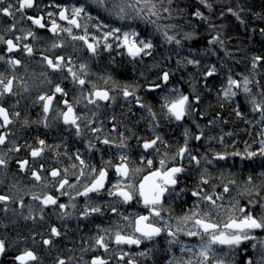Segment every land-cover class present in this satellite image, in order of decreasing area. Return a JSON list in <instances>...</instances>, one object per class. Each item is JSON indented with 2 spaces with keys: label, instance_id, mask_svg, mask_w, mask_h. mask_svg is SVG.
Segmentation results:
<instances>
[{
  "label": "flooded vegetation",
  "instance_id": "1",
  "mask_svg": "<svg viewBox=\"0 0 264 264\" xmlns=\"http://www.w3.org/2000/svg\"><path fill=\"white\" fill-rule=\"evenodd\" d=\"M11 0H5V5ZM40 7L35 10H28L27 15H46L47 12H59L54 5L60 4L68 7L80 6L75 0H38ZM86 12L92 17L89 9ZM57 22L63 26L67 25L66 21ZM47 19V17H46ZM14 21L9 17L0 14V35L5 39L16 36H23L31 28L37 33L38 39L33 40L29 37L21 41V46L25 43L30 44L34 53L31 57L27 56L22 50L12 53L11 56L21 60V65L13 69L7 63L0 61V73L4 77L13 81V91L15 95H5L0 99V105L9 111L12 124L5 128H0V134H6L7 140L4 145H0V156L8 161L7 167H0V195H10L13 197L7 205L0 202V238L7 242V251L0 255V264H17L15 256L19 255L24 249H32L39 256V264H57L58 259H65L68 264H88V262L97 255H102L109 259V264H127L128 260H134L138 264H151L153 260L158 259L167 253H162L161 248L168 250L167 245L171 237L166 233L154 238L152 241H144L139 247L137 246H116L110 243L109 251L105 253L103 249L94 246V238L100 233L101 229L116 230L117 225L124 226L123 230L131 232L127 227L128 221L123 216L130 219L135 218L138 214L147 215L142 203L135 200L129 204L119 203L118 197L108 196L107 191L101 193H90L89 197L78 196L77 192H82L84 187L91 183L94 178L90 174L89 168L80 165L76 159L77 154L81 159L86 161L89 166L97 169L107 167L109 171V180L112 183L117 181L118 176L115 169L110 167L107 162L111 161L112 165L120 163V155L126 153L128 156L130 168H140L141 171L136 173L132 179L138 183L145 175H148L154 168L159 167V160L168 161V166L182 164L186 171L180 175L177 191L183 189L179 196L173 194L165 199L164 211L162 216L164 220L172 225L181 222V218L186 214H191L190 209L197 203L200 205V211L210 208L211 205L206 201H199L197 197L191 195L192 191L202 190V194L216 195L225 194L231 197V190L239 194V183L235 185L227 182L223 176L219 175L218 162L225 163L229 171L230 180L234 179V174L238 172V165L244 163L248 167L244 168L243 184L245 177H252L255 171L259 173V166L264 163V156L259 155L260 141L264 140L263 119L259 112L246 109L242 117H238L232 110L227 115L230 124L226 126L223 139L218 138L221 134L216 126L217 114L212 111L202 110L199 108V100L191 104V110L182 121L176 123L165 121L161 125L157 121L158 111L153 109L154 99L150 92H157L161 96L162 86L160 89L150 91L152 85L147 80L141 82L134 73L136 66L133 60L121 59L122 48L113 45L114 50H106L104 41L101 40L97 53H91L82 41H74L67 33H60L59 36H53L50 32L38 29L30 21L24 19L17 24L14 33L7 32V29ZM81 25H87L88 33L95 35L100 39V29L96 27L100 22L96 18H81ZM23 29V31H20ZM74 34L83 35V27L73 29ZM63 43L64 47L52 49V43ZM63 55L70 59L68 65L74 71L79 72L81 65H86L84 73H80V78L85 79L84 86L74 82L72 76L65 70L63 73H53L43 62V56L47 55L52 58L54 55ZM0 55L6 59L9 54L6 51V45L0 43ZM125 55V52H124ZM139 63V62H138ZM47 73V76L43 75ZM86 73V75H85ZM66 77V78H64ZM253 78V77H252ZM51 80L49 84L47 81ZM107 81V83H106ZM140 81V82H138ZM253 82V79H252ZM156 83H159L157 81ZM60 84L68 93L66 97L56 94L53 101V109L44 113L42 101L38 100L40 95L52 94L54 86ZM131 86L130 90L135 91V96L125 98L123 89L125 86ZM166 85V84H165ZM252 84L250 83L248 87ZM93 86L99 90L109 91V101L97 100L95 104H89L88 98L95 99L91 96ZM254 86V84H253ZM168 88V87H167ZM166 89V88H165ZM138 98V99H137ZM68 100L73 105L77 115L83 117L78 121L80 124V135L76 134V128L72 125H65L59 112L66 110L63 100ZM79 101V103H77ZM143 104L145 107H141ZM151 108L155 113V118L148 112ZM19 113V116L14 115ZM47 117V119H45ZM166 118V117H164ZM163 118V119H164ZM168 118H170L168 116ZM162 119V120H163ZM27 121V124H25ZM47 124V127L45 125ZM97 129V131H93ZM188 131V137H185V131ZM203 136L200 140L193 137ZM160 136L164 143H158L160 149L158 153L144 152L140 144L146 139ZM45 141V150L40 157L33 158L30 153L34 148L41 147L39 140ZM104 139H109L111 143L105 145ZM190 154L200 160L196 165L194 161L190 162L189 154L181 160L171 159L178 149L185 144ZM121 140L127 145L126 148H117L115 145L121 143ZM219 140V141H218ZM92 145L94 147H89ZM19 149L16 151L15 149ZM257 152V156L252 158H242L245 150ZM241 153V156L232 155ZM217 154L226 156V159L218 160ZM141 156H147L154 161L153 168H149L146 163L141 162ZM28 161L26 168L21 169L18 161ZM211 160V163L208 161ZM76 167L73 168L72 165ZM84 169V175H80V169ZM57 169L61 176L53 178L50 175L51 170ZM67 169V173H65ZM207 169V171H205ZM32 171H38L41 180L37 181L32 176ZM67 177L74 188L65 186L63 190L59 189V180ZM204 176L209 182L201 183L200 177ZM218 180L222 186H217ZM228 184L229 191L224 192V185ZM110 187V185H106ZM219 189V190H218ZM61 191L66 192L62 195ZM33 195H53L58 197V203H63L67 207L63 210L56 206H44L39 200H34ZM223 200V199H222ZM219 200V201H222ZM21 201L23 207H21ZM218 202V201H217ZM75 204L73 208L71 205ZM247 204V201H246ZM100 206L102 214H92L87 218L83 217L82 212L85 207ZM111 207H116L117 212H112ZM7 207L8 211L2 209ZM245 207H248L245 206ZM67 212L70 215L61 218V215ZM33 219H25L29 216ZM41 215L43 219H41ZM215 218V215H214ZM192 224L188 221L183 226L188 228ZM55 226L61 232L59 237H52L51 246L44 245L42 241L50 237L49 229ZM175 230V228H173ZM183 233L178 234V239L185 242ZM195 238L193 241H199ZM122 249L128 255L124 260L119 259V250ZM140 252H146V256H140Z\"/></svg>",
  "mask_w": 264,
  "mask_h": 264
},
{
  "label": "snow or ice",
  "instance_id": "2",
  "mask_svg": "<svg viewBox=\"0 0 264 264\" xmlns=\"http://www.w3.org/2000/svg\"><path fill=\"white\" fill-rule=\"evenodd\" d=\"M90 3L96 5L99 9L104 11L110 16H113L115 19L120 21L140 19L145 23L150 24L154 27V30L160 33L166 43L172 44L175 43L177 46H182V40L177 39L176 35H169L170 31L176 30L179 25L177 24H161L159 23L163 19H173L181 18L183 10L180 8L173 9L172 5L174 0H166L168 6L165 5V0H159V6L155 0H90ZM199 4L208 10L212 9V4L209 3V0H199ZM5 0H0V14L5 17H9L14 22L7 28L5 31L14 33L17 29V24L21 20H28L38 29L46 30L50 32L53 36H59L60 33H67L74 41H82L86 45L87 49L93 53H97V49L100 46L101 40L104 41V48L111 51L113 44L117 48H122L125 50L126 54L132 59L143 58L146 56H151L153 54V49L155 47L152 39L148 37H142L138 31L135 29L124 30L120 27H111L108 24L100 23L96 25L98 29L107 28V31H104L102 37L97 39L95 35L91 36L87 30V25H81L80 20L83 17L92 19L90 15L86 12V7L84 4L80 6H72L70 9L68 7L62 6L60 4H55L54 6L59 9V12H47L46 15L37 14L27 15L28 10H35L40 7L38 0H11L6 6ZM233 15H236L239 18V14L235 12L232 8L228 9ZM166 13L167 16L163 14ZM175 13V16H174ZM189 15L200 21L208 22L209 17L204 14L200 7L195 8L189 13ZM223 15V13H221ZM47 17V19H46ZM58 17L59 21H66L67 25L63 26L57 22ZM83 27V35L74 34L73 29H80ZM23 31V29H20ZM264 31V30H262ZM194 36L193 32L183 33V40H190ZM31 37L33 40L38 39L37 33L31 28L23 36L14 35L13 38L5 39L3 35H0V43L6 45V51L9 54L8 58L4 55H0V61H3L10 65L13 69L21 65V60L11 56L12 53L23 51L27 56L31 57L34 53V49L30 44H23L21 46L22 40H27ZM209 43H220L223 44V41L219 36L214 37ZM52 49L64 47L63 43H52ZM187 64L199 66L200 60L194 58H184ZM43 62L46 63L47 68L50 69L53 73H63L65 70L72 76L74 82L78 83L81 86H84L86 81L85 79L80 78V73H84L86 65L80 66V71H74L73 68L68 65L71 63L70 59H66L63 55H54L52 58H49L47 55L43 56ZM258 62H264V57H254L253 58V68L257 66ZM216 72V68L213 65L205 73V77L213 76ZM47 76V73H43ZM86 75V73H85ZM171 73L168 71H163L159 80L160 83H153L150 85L149 90L155 91L160 89L164 84H167L170 80ZM15 76L11 79L4 77L3 73H0V99H2L6 94L15 95L13 91V81ZM66 78V77H64ZM49 84L52 81L49 79L47 81ZM107 83V81H106ZM252 83L249 77L245 76L242 81H237L231 76L228 77L227 86L225 87L223 94L225 98L235 97L238 93L233 89H241L245 94L251 93V88L248 85ZM131 86H125L123 89V96L125 98L129 96H135V91L130 90ZM93 91L90 94L94 96L95 99L88 98L89 104H95L97 100L100 101H109L112 99L107 90H99L93 86ZM175 98L169 99L168 96L163 97L162 107L166 109L167 115L170 118H174L176 121H182L185 116H187L191 110V104L189 97L187 95L180 94L178 90ZM56 94H60L61 97H66L68 93L60 84L54 86L52 94H44L38 97L39 101H42V109L46 114L53 109V101L56 99ZM261 99L257 101L255 96H252L250 103L252 104V110L259 112L261 118L264 119V91L260 93ZM138 99V98H137ZM199 98L197 97V100ZM63 104L66 107V110L59 112V115L63 118L65 125H72L76 128V134L80 135V124L78 121L82 120L83 117L77 115L73 105L68 102V100H63ZM79 103V101H77ZM141 107H145L143 104ZM148 112L155 118V113H152L151 108H148ZM239 116L241 113L236 112ZM14 115L19 116V113ZM47 119V117H45ZM13 121L10 119L9 111L7 108L0 105V128H5L7 125L12 124ZM27 124V121H25ZM47 127V124L45 125ZM97 131V129H93ZM185 137H188L189 133L186 130L184 133ZM203 136V132L200 135H196L193 138L200 140ZM7 140L6 134H0V145H4ZM103 143L109 145L111 141L109 139H104ZM158 143H164L160 136L155 138L146 139L140 144V147L144 152L158 153L160 149L157 147ZM39 145L41 147L34 148L31 150L30 155L33 158L40 157L45 150V141L43 139L39 140ZM117 148L124 149L127 145L121 140V143L115 145ZM89 147H94L89 145ZM19 151V149H15ZM185 154L188 155L190 162L194 161L196 165L200 164V160L190 154V150L187 146V139L185 140L184 146L180 147L176 154L171 157L173 161L177 158L181 160L185 157ZM255 151L245 150V154L242 158H252L257 156ZM232 155L241 156V153H233ZM259 155L264 156V140L260 141ZM218 160L226 159V156L217 154L215 157ZM76 159L79 160L80 165H84L89 168L90 174L93 175V179L90 184L86 185L82 192H77L78 196L89 197L90 193H101L102 191H107L108 196L118 197L119 203L129 204L134 200L137 203H142L143 207L147 209L148 214H138L135 218L130 219L128 216H123V219L128 221L127 227L131 229V232H126L123 230L124 226L117 225L116 230L113 232L111 229H101L100 233L97 234L94 238V246L99 249H103L105 253L109 251H116L110 249L109 244H115L116 246H137L139 247L144 241H152L154 238L161 236L162 233H166L167 236L171 237L168 241L169 245L181 244V241L178 239V234L183 233L189 237L196 236L199 237L201 243L199 247L193 251L192 247L181 246V251H187L191 253L192 256L189 257L187 261H177L170 260L169 264H194L192 257H195V264H231V257L234 256L235 250L238 249L242 244L248 241H254L252 248L256 250L259 247V258L256 261H253L251 258L247 261V264H264V238H259L255 233L257 230L264 231V212L259 214L255 213L252 209L259 205L264 209V203L260 201L249 200L250 207H242L238 205V202L232 204L231 207H227L223 204H217V201L222 200V195H216L215 199L213 195H208L206 193L202 194V190L192 191L191 195L197 197L199 201H206L211 205L210 208H207L203 211H200L199 203L195 204L192 209H190V215L186 214L181 218V222L175 226L168 223L164 220L162 216V211H164L165 199L171 197L173 194L176 196L180 195V192L183 189L177 191V185L179 183V178L182 173L186 171L185 167L182 164H175L174 166L169 167L168 161L165 159L159 160V167L154 168L148 175H145L138 183H135L132 177L141 171L140 168H130L128 156L126 153H122L119 157L120 163L112 165L111 161L107 162L110 167L115 169V173L118 178L115 183H112L109 180V171L107 167H102L100 169L95 168L94 166H89L86 164L84 159L80 158V155L77 154ZM141 162L146 163L149 168H153L154 161L152 158L147 156H141ZM212 161L209 160L208 163ZM21 169H24L28 165V161H18ZM8 161L4 159L3 156H0V167H7ZM73 168L76 167L75 164L72 165ZM67 173V169L64 170ZM207 171V169H205ZM84 169H80V175L83 176ZM50 175L53 178L61 176V173L57 169H53L50 172ZM32 176L40 181L41 175L38 171H32ZM201 183L208 184V180L204 178L203 175L200 177ZM252 177H248L247 183L252 184ZM59 189L63 190L65 186L69 188H74L75 185L70 184L66 175L65 177L59 180ZM235 180H230L229 184H235ZM110 185V187H106ZM228 184L224 185V192H228ZM62 195H66V192L61 191ZM256 195H259L257 192ZM34 200H39L40 203L44 206H56L59 209L63 210L67 206L63 203H58V197L53 195H44L43 197L39 195H33ZM13 199L12 196L4 194L0 195V202L7 205L9 201ZM73 208L75 204L71 205ZM21 207L23 203L21 201ZM7 212L8 208L5 207L2 209ZM112 212H117L116 207H111ZM223 213V215H222ZM92 214H102V208L100 206H88L85 207L82 215L87 218ZM70 215L67 212H64L61 215V218ZM215 215V218H214ZM226 217V218H225ZM25 219H33L31 214L24 217ZM43 219V216L40 217ZM188 221L192 222L191 228H186L183 225ZM175 228V230H173ZM50 237L44 239L42 243L47 246L53 244L52 237H59L61 232L57 227L52 226L50 229ZM214 246H219V249ZM227 249V251H223ZM7 251V242L5 239L0 238V255L5 254ZM128 255L127 252H124L122 249L119 250V259L124 260ZM140 256H146V252H140ZM39 256L32 249H24L19 255L15 256V261L17 264H39ZM57 264H68L65 259H58ZM88 264H109V259L105 258L102 255L94 256ZM127 264H138L134 260H128Z\"/></svg>",
  "mask_w": 264,
  "mask_h": 264
},
{
  "label": "trees",
  "instance_id": "3",
  "mask_svg": "<svg viewBox=\"0 0 264 264\" xmlns=\"http://www.w3.org/2000/svg\"><path fill=\"white\" fill-rule=\"evenodd\" d=\"M155 2L159 6V0H155ZM209 3L212 4L211 10L203 8L199 4V0H174L172 7L173 9H182V17L171 20L163 19L159 22L161 24L179 25L176 30L170 31L169 35L175 34L177 39H181L182 46H177L175 43H166L164 37L156 32L152 25L145 23L143 20L120 21L98 8L93 9L91 12L96 17H100V23L108 24L111 27H120L124 30L135 29L142 37L152 39L155 45L153 54L137 59L140 63L136 62L134 75L141 79V82L144 81L142 79H145L147 82L149 81L148 83L153 84L157 81L161 82L159 76L163 71L171 73L170 85H168L170 88L164 85L162 87L163 90L160 92L161 96L157 92H150L154 99L157 98L153 102V109L160 114L157 115V121L154 123L161 125V123H166L165 121L170 123L172 120L176 123L174 118H168L166 109L162 107L164 96H168L169 99L175 98L176 94L172 93L171 90V87H174L179 90L180 94L189 97L190 104L194 103V100L198 97L200 101L199 108L206 110L207 113L214 110L218 115L217 129L221 133L218 134V138L223 139L227 124L225 117L230 114L229 110H232L235 115L237 111L243 113L246 104L250 106L251 97L255 96L257 101H259L261 99L260 93L264 91V62H258L255 68L252 66L254 57H264V31H262L264 30V0H209ZM164 6H168L166 0ZM197 7H200L204 14L209 17L208 22L194 19L189 15ZM229 8L237 12L239 18L229 12ZM163 15L167 16L166 13ZM107 30V28L100 29V36L102 37L103 32ZM193 31L194 36L192 39L183 40V33ZM216 36L220 37L223 44L209 43ZM185 57L200 60V65L187 64ZM121 59L129 60L124 56H121ZM213 65L218 75L210 78L205 77V73ZM252 75L253 82L249 87L251 88V97L245 94L241 88L233 89L238 93L235 97L225 98L223 91L227 86L229 76L237 81H242L247 76L252 81ZM217 165L219 175L225 178V180L221 181V184L229 183L231 177L226 169L228 167L221 162H218ZM238 167L237 173L241 177H234L233 180L238 181L240 184L238 187L239 194L231 190V200H229L227 195L223 194L228 204L225 200L223 203L218 201L217 204L229 207L230 204L232 206V204L238 202L239 206L245 207L248 205L250 207L249 200H258L264 203V163L263 172L259 174L255 171L254 175H252L253 182L251 185L247 183L248 178L246 177L244 185L242 178L243 174H245L244 168L248 166L242 163ZM217 186H220L219 189L222 187L219 180ZM257 192L259 195H256ZM246 200L248 201L247 204ZM252 210L257 214L264 212V209L259 205ZM191 227L192 224L188 228ZM255 234L259 238H264V231L257 230ZM183 237L187 236L183 235ZM191 238L198 237L192 236ZM191 241H186L180 246L174 247V250L153 260L151 264H169L170 260L187 261L192 254L187 251L182 252L181 246L192 247L193 251H195L201 243ZM253 243L255 242H245L236 249L234 256L231 257V264H247L250 258L256 261L259 258V247L254 250L252 248ZM214 247L220 250L219 246ZM223 251H227V249ZM192 258L195 264V257Z\"/></svg>",
  "mask_w": 264,
  "mask_h": 264
},
{
  "label": "rangeland",
  "instance_id": "4",
  "mask_svg": "<svg viewBox=\"0 0 264 264\" xmlns=\"http://www.w3.org/2000/svg\"><path fill=\"white\" fill-rule=\"evenodd\" d=\"M69 1H71V0H69ZM77 1L82 2V3L86 2V0H77ZM94 7H95V8H98L96 5H94ZM98 9H99V8H98ZM90 13L92 14V17H94V18L97 19V21H99V22L101 21L100 17H96L95 14H93V13L91 12V10H90ZM104 13H105V12H104ZM137 62H139V61H137Z\"/></svg>",
  "mask_w": 264,
  "mask_h": 264
}]
</instances>
